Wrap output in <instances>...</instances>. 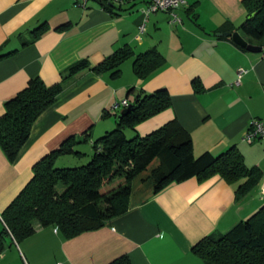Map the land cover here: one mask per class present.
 Masks as SVG:
<instances>
[{"label": "crops", "instance_id": "1", "mask_svg": "<svg viewBox=\"0 0 264 264\" xmlns=\"http://www.w3.org/2000/svg\"><path fill=\"white\" fill-rule=\"evenodd\" d=\"M150 1L93 0L81 9L73 0H0V117L6 102L31 80L62 87L13 163L0 148V264H113L122 258L129 264H205L192 253L196 243L226 234L264 206V143L243 141L251 121L264 122L263 47L243 51L223 36L239 33L246 19L243 0H186L172 23L167 12L145 19L141 11ZM109 3L113 13L102 7ZM41 26L45 30L34 38ZM124 47L135 54L155 49L163 65L145 80L134 75L131 58L119 78L85 69L64 79L74 63L94 67ZM240 70L246 72L236 84ZM130 89H165L171 107L126 130L127 139L176 120L192 140L194 157L235 146L247 167L262 172L258 184L239 197L236 185L219 176L192 178L157 193L140 182L132 187L128 211L95 230L67 238L56 227L35 223L34 234L22 241L5 235L2 214L32 181L34 166L70 138L73 152L59 156L54 167L83 166L93 143L116 129L121 102L132 101ZM114 181L103 185L105 193L124 182Z\"/></svg>", "mask_w": 264, "mask_h": 264}, {"label": "trees", "instance_id": "2", "mask_svg": "<svg viewBox=\"0 0 264 264\" xmlns=\"http://www.w3.org/2000/svg\"><path fill=\"white\" fill-rule=\"evenodd\" d=\"M242 4L246 19L237 31L248 43L264 47V0H243ZM102 7L113 13L111 3ZM43 28L33 31L34 38L42 34ZM130 58L133 73L141 80L163 65V59L155 49L135 54L124 47L94 67L85 61L74 63L67 68L64 79L85 69L95 75L109 73L112 79L119 78L121 65ZM197 86L195 84L198 90ZM61 93L60 84L46 86L41 80L34 79L6 102L5 113L0 117V148L9 162L15 161L35 121ZM130 94L132 101L128 110L117 121L116 129L93 143V154L87 164L54 168V161L59 156L73 152L75 141L70 138L34 166L32 181L2 214L7 227L5 235L22 241L34 234V224L39 223L42 227H56L65 237L71 238L111 222L128 211L133 181L154 160L158 165L141 179L142 183L151 186L153 193L192 178L206 181L214 176L235 184L239 197L258 184L262 172L257 167H247L235 146L217 156L205 152L194 157L192 140L176 120L144 137L127 139L126 130L134 129L140 122L171 107L165 89L147 94L130 89L127 95ZM117 178L124 182L105 194L100 192L104 184ZM60 185L64 190L62 193L57 191ZM3 247L0 236V252ZM192 253L205 264H264V206L226 234L203 238L193 246ZM113 264L129 262L122 258Z\"/></svg>", "mask_w": 264, "mask_h": 264}, {"label": "built area", "instance_id": "3", "mask_svg": "<svg viewBox=\"0 0 264 264\" xmlns=\"http://www.w3.org/2000/svg\"><path fill=\"white\" fill-rule=\"evenodd\" d=\"M74 3L81 9H86L89 1L93 0H73ZM95 1V0H94ZM118 2V0H114ZM186 6V0H151L145 9L141 11V14L146 19L149 15L157 12H167L169 13L171 19L170 22L178 21L177 16L175 15L176 10L181 9ZM143 25L139 27V31H143ZM262 54L264 56V47L262 48ZM246 71L240 70L237 74L236 84L239 83L240 78ZM123 108L128 107V102L126 100L121 102ZM118 105H114L113 109H116ZM261 141L264 143V122L253 120L250 122L249 128L246 133L243 135V141L248 144L254 141Z\"/></svg>", "mask_w": 264, "mask_h": 264}, {"label": "water", "instance_id": "4", "mask_svg": "<svg viewBox=\"0 0 264 264\" xmlns=\"http://www.w3.org/2000/svg\"><path fill=\"white\" fill-rule=\"evenodd\" d=\"M219 36H221V34H219ZM223 36L230 38L236 45H238L241 48H244L246 51L252 52V53H257L260 52L261 48L248 44L246 42V40L238 33V32H233V33H225L223 34ZM129 108V107H128ZM125 109L124 111H122L118 116H117V121H119L120 117L122 116V114L128 110Z\"/></svg>", "mask_w": 264, "mask_h": 264}, {"label": "rangeland", "instance_id": "5", "mask_svg": "<svg viewBox=\"0 0 264 264\" xmlns=\"http://www.w3.org/2000/svg\"><path fill=\"white\" fill-rule=\"evenodd\" d=\"M129 97H130V99L132 98V94H130L129 95ZM118 111H121V109H118ZM118 115V114H117ZM84 148H86V147H84ZM68 156H65L63 159H65V161H68V158H67ZM71 159H75V158H72V157H70ZM86 161H84V163H85ZM89 161H87L85 164H87ZM84 164V165H85ZM158 165V161L157 160H154L151 164H150V166H148V168H147V170L146 171H144L142 174H140L134 181H133V188H136V186H138L139 185V183L141 182V179H143L148 173H149V170H151L152 168H154V167H156ZM54 168H57L56 167V165H55V167ZM59 168H61V167H59ZM66 168H73V167H66ZM118 180H120L119 178H117L116 179V181H114V183H116V186L118 185ZM122 180V179H121ZM113 183V184H114ZM113 186V185H112ZM111 186V187H112ZM105 186H103L102 188H101V190H100V192L101 193H105V191H106V189L104 188ZM63 190V187L60 185V186H58V188H57V191H59V192H61Z\"/></svg>", "mask_w": 264, "mask_h": 264}]
</instances>
